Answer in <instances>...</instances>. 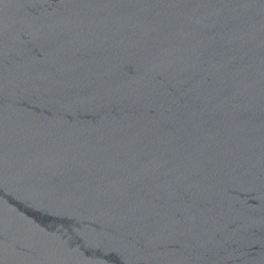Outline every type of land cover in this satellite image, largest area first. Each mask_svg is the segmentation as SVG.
I'll use <instances>...</instances> for the list:
<instances>
[{
    "label": "water",
    "instance_id": "95a60500",
    "mask_svg": "<svg viewBox=\"0 0 264 264\" xmlns=\"http://www.w3.org/2000/svg\"><path fill=\"white\" fill-rule=\"evenodd\" d=\"M0 264H264V0H0Z\"/></svg>",
    "mask_w": 264,
    "mask_h": 264
}]
</instances>
